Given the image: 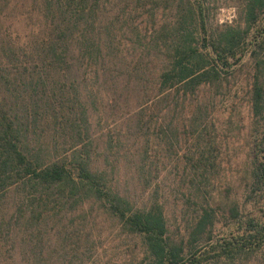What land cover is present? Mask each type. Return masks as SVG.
Returning <instances> with one entry per match:
<instances>
[{"label": "trees", "instance_id": "16d2710c", "mask_svg": "<svg viewBox=\"0 0 264 264\" xmlns=\"http://www.w3.org/2000/svg\"><path fill=\"white\" fill-rule=\"evenodd\" d=\"M238 14L0 0V264H95L98 220L134 242L128 264H264V0ZM246 66L257 158L219 236L201 124Z\"/></svg>", "mask_w": 264, "mask_h": 264}, {"label": "rangeland", "instance_id": "374dc122", "mask_svg": "<svg viewBox=\"0 0 264 264\" xmlns=\"http://www.w3.org/2000/svg\"><path fill=\"white\" fill-rule=\"evenodd\" d=\"M243 3L244 0H206L210 22L215 25L216 22H230L237 19ZM261 19H264V14ZM249 68L250 66H246L240 75L231 79V83L234 84L230 87L231 91L218 95L216 101H211L205 124H201V129L209 132L211 147H215L214 154L221 162L220 173L217 175L215 173L210 183L213 195L208 196L209 203L219 213L214 231L215 235L219 236L229 230L228 221L224 216L234 199H238L240 204L245 203V179L251 160L257 158L256 138L253 135L247 94V85L250 81ZM228 185H230V193L228 192L229 195L226 196ZM219 202L222 207L218 209L216 206ZM188 216L180 213L176 221L181 224ZM172 221L174 223V220ZM95 235L99 242H102L93 259L95 264H128L134 251L138 250L134 242L123 235L112 222L103 223L98 220ZM258 259L259 257H254L253 262L245 264H256Z\"/></svg>", "mask_w": 264, "mask_h": 264}, {"label": "water", "instance_id": "95a60500", "mask_svg": "<svg viewBox=\"0 0 264 264\" xmlns=\"http://www.w3.org/2000/svg\"><path fill=\"white\" fill-rule=\"evenodd\" d=\"M256 158V157H255Z\"/></svg>", "mask_w": 264, "mask_h": 264}]
</instances>
